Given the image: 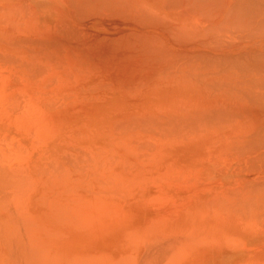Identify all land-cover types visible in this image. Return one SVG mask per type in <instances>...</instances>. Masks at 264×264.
<instances>
[{
    "label": "rangeland",
    "instance_id": "1",
    "mask_svg": "<svg viewBox=\"0 0 264 264\" xmlns=\"http://www.w3.org/2000/svg\"><path fill=\"white\" fill-rule=\"evenodd\" d=\"M25 2H26V4H24ZM15 3H16V5H15ZM81 6H83V5H81ZM81 6L79 7L76 4L74 5V0H0V31H3L2 33H4V31L6 33L13 32L14 36L16 37V38H12L11 36H4L5 38L2 39V42L0 40V56H1L0 57L1 58L0 59V81L5 80V82H6V83H1L0 85H2L3 87L5 85V89H7L4 93V95L6 96V99L2 102L3 106H5V107L1 106V104H0V106H1L0 108H4V110L8 109V111L10 110L12 112L13 111L20 112L19 110L22 109L21 107H23L22 110H25L24 106L27 104L26 102L28 100H30L31 102L34 103V105L41 107L42 111H43V113H41L40 112L41 109H39L38 107H37L38 109L35 107H33L32 109H29L31 107V102L29 101L30 104L28 102V104L25 106L26 110L23 112H26V111L27 112L29 111L28 113L34 112L36 115H34V113L30 114V115L25 113V115H22V118L25 119L24 121L26 122V124H25L26 129L25 130H29V131H31V133L34 131V133H37V134L34 135V133H33L31 135L32 137L25 135V138L22 140H20V135L11 134L10 137L12 139L14 138L13 140H11L10 137H9L10 139L6 138L8 140V144H10V142H11L10 145L7 144L6 139L0 140V142H2V143H0V145L2 147V148H0V154H2V156L4 154L3 157L6 156L7 160L14 158V159H12L13 161L10 160V162H6V161L0 162V175L3 174L2 173V171H3L5 173L3 175H5V176H3V175L2 176L7 178L9 176V174L11 173V171H14L15 175L13 174V172H12V175H14L15 178H17V181L18 180L21 181V185H18V187H16L17 186L16 183L17 184H19V183L15 181L16 180L15 178H14L15 183H13L12 182L13 176L10 175L12 177L7 179L6 184L3 185V190L8 189V187L9 188L12 187L13 191L15 192V195H14V192L12 191V189H8L7 191H4L5 195L2 193L3 190L1 189L2 192H0V196L3 199H4V197L5 198L8 197L6 200L5 199L4 200L7 201L9 199L7 201V203H10L11 205L23 206L24 205L23 204L24 199H26V197L31 193V190H32L31 186H33V184L32 185H29V184L35 183L34 182L35 180H33V177L35 175H44L45 181L49 183L47 185V187H45L43 189V191L47 192L49 187H52L58 193L61 189H63L64 191H67V188H70L69 187L70 181L68 179L64 178L63 173L66 172L65 175H76L77 178L79 176L80 177L82 176V178H84V177L88 178L87 175H89V174L98 175V173L95 169V165L97 166L98 162H100V164H101L102 157L100 154V158H99V156L97 154H98L99 150H103L106 152L105 159L107 158L109 160H114V159L120 160V163H118L119 165H117L118 169L115 171V173L116 172H123L122 174H116V176L114 178L111 177V179H108V182H109L108 186L109 187H111L112 189H115L119 192L122 191V192H120L121 194L128 196L131 193L134 194V193L140 192L141 189L146 184H152V186L149 188V191H148V194L150 193L148 195V198L152 197V198L156 199L157 202L155 201V204H152L154 211L152 210V211L146 212L147 215H145V216H147L149 219H152L154 221V223L152 225V229H154L155 231H159V229H157V226H155L156 224H159V225L162 224L163 226H167V224H165V223H167L168 220L173 218V216H176L177 212L178 213H180L182 211L184 212L187 209L192 210L193 207L197 211H202L204 209L210 210V211H214V210L223 211V213L228 214V219H230L231 215L233 214L232 217H236V219L239 218L242 221L250 220L251 213L249 210L246 211V212H248V214H250V215H248L247 213H245V210H246L247 206L251 207L253 205L249 204L250 201H249V203H247V202H248V199L251 200L250 198L253 197L252 199H254V197H256L255 196L256 192L253 191L255 188H253L252 190L250 189V187L252 188V186H250L251 185L250 182L252 181V183L255 186L257 184L263 183L264 180L262 179L263 178L262 176L264 175V171H263L264 170L263 169L264 164L259 163V164H256V166H255L254 164L248 163L249 162L248 158L250 156L246 155L245 157H243L242 151L239 152V149H237V148H238V145H241L240 143L242 141H247L249 138L251 139L252 136L250 137V135L251 134L253 135V133H255L254 128L257 126L258 120L264 119L263 118L264 114L263 113L261 114V111L264 112V109H263L264 103H263V105L260 104L261 102L257 103L258 102L257 100H253V98L248 97L249 95H247V94H244V93L242 94L240 90H239L240 91V93H239L240 95H239L238 89H241V88H239L241 86L237 85L235 83V80L231 77H233L232 75L235 73V69L237 68V67H235L236 65L235 66L233 65L234 60L236 61V54L239 52L237 49L238 48L243 49L245 47L250 46L252 43L251 42H249L250 44L247 43L245 38L252 39L253 36L249 33H247V35H246V33L241 34L242 31L239 30L240 29L239 27H236V26H235V28L231 27L233 24V22H231V21H228V23H226V24H228V29H225L227 26L223 23L224 25H222V24L221 25L224 27H222L220 25V27L218 29L216 28V29H214V31L211 32V30L210 31L208 30V29H210V28H208V27H210L208 25L210 23V20H212V18H210L211 16H207V17L205 16V18L200 17L198 25L196 27L198 30L201 28L200 31H203V32L205 31L204 35L202 32L199 31L200 35L197 37H199L198 39H200L199 40L200 42H193L191 40V41H188L190 43L185 44L184 41L186 40L185 42L187 43V39H188L187 36H185L186 39L185 38L183 39L181 36L176 37L177 36L176 32L173 33L174 34V36H173L172 32L170 33L169 31H167L165 29L161 30L162 28H159V26H156L154 24L153 25H145V26H149V27L144 28V29L141 27H136L139 25L137 23H135L132 19H128V16L126 17V15H124V13L120 14V13L116 12L115 10H112L109 7H106V6H100V7L99 6H90V7L89 6H83V7H81ZM77 7H78V9H77ZM116 13H118V14H116ZM170 18H172V17H170ZM1 20L4 22L1 23ZM9 20H10V22H9ZM7 23H9V24H7ZM12 23H14V24L16 23V26H13ZM229 24H231V25H229ZM153 26L154 27L156 26L158 29L154 28ZM211 26L213 27V25H211ZM58 27L60 29H62L63 32L59 33ZM65 27L69 31L65 30L66 31L65 32L64 31ZM151 27L154 29H152ZM196 28H194V29L197 30ZM132 30H133V33H131ZM136 30H140V31H136ZM72 31H73V33H72ZM163 31H165L166 33ZM207 31L211 32V33H207ZM74 32H75L76 36H74ZM139 32H142V33H139ZM20 33H26V34L30 33V35H28V37L26 38V36L20 35ZM130 33L131 34H136V33L137 34L138 33L144 34V33H146L147 35H143L142 36L143 38L140 35H138L139 37L137 36L138 37L137 38V37H135L136 35H131ZM149 33H151V34L148 35ZM217 33H219L221 36ZM79 34H81V35L79 36ZM216 34L218 36H220L222 38V40H223L222 36H224V39L227 38L226 39L227 41L223 42L224 41L223 40L222 42L218 43V40L221 38L218 37ZM125 35H127V36H125ZM205 35H207V36H205ZM214 35H215V37H214ZM244 35L245 36L251 35V36L245 37ZM155 36L157 38H154ZM40 37H41V40H40ZM54 37H55V41H54ZM56 37H59V38H56ZM104 37H106L107 39ZM117 37H118V39H117ZM134 37H135V39H137V42L135 40L134 41L138 44L133 43L132 42L133 40L131 41V38H134ZM151 37H153V38L151 39ZM203 37L208 39V40L205 39V41L207 40L206 41L207 43L213 39V41H215L217 43V46L218 47L221 46V48L223 46L226 47L229 45L228 46V54L227 53L226 54H220V57H221V55H222V57H224L225 55H228V62H226L225 59L221 60L223 58L220 59L219 56H218L219 60H217V57H216V61H215L220 66L225 65V63H228L230 70H231V68L234 69L233 72H231V73L228 72L229 73L228 74L229 75L228 76V82H229L228 92L225 90V87H226L225 85L220 86L221 90L223 92L219 89V87L217 88L216 86H212V85H211V87H207V86H205V87L195 86L194 87V86L188 85V83L185 81V79L187 78L186 74L190 75L191 73H186L187 69H184V71H186L185 72L186 74L184 73L183 70L180 71V73H177V72H179L180 68H182L181 64L189 63L191 60L190 58H188L189 52H187V49H188V51L190 50V52L194 50L192 47H198L199 50H201L200 47L198 46V43L199 44L200 43H206V42H204ZM216 37L218 39L217 41H216ZM234 37H236V38L238 37L239 40H242V42L244 40L246 42L240 43V41H237L238 38L235 39ZM6 38H8V39H6ZM21 38H24V39H21ZM28 38H31V39H28ZM74 38H75V40H74ZM103 38H104V40H103ZM110 38H111V41H110ZM162 38H163V40H162ZM177 38L184 40V41H182L183 46L179 45L178 42H180L181 40L178 41ZM232 38L235 39L233 41L234 43L231 41H228V40H231ZM16 39H17V43L19 41L18 39L23 40V41H21L22 46L20 44H15V45L11 44L10 45V43L7 44V42H6V41L13 42V41H16ZM112 39H113V41H112ZM190 39H188V40H190ZM29 40H32L33 42L30 43ZM145 40H152V41L154 40L155 42L154 41L153 42L152 41L146 42ZM174 40H176V42ZM195 40H197V39H194V41ZM40 41L41 42L45 41L46 43L45 42L44 43L46 45L43 42H42L43 44H41ZM47 41H48V44H47ZM53 41L54 42L57 41V43L54 44ZM138 41H141V42L139 43ZM61 42L63 45L61 44ZM131 42L133 43V49H132V45H131L132 43ZM144 42H145V44H148L149 46L151 45L154 48H152L150 46L151 51L147 50V49L139 48V45L141 43H144ZM195 43H197V44H195ZM230 43H232V46H230L231 45ZM71 44H74L75 46L71 45ZM115 44L117 46H115ZM128 44H130V46H128ZM189 44L192 45V47ZM222 44H224V45L222 46ZM5 45H7V47ZM41 45H43V46H41ZM58 45H60V46H58ZM134 45H136V46H134ZM200 45H202V44H200ZM234 45H235V47H234ZM16 46H17V48H16ZM31 46H33V48H34V50L32 52H30V50H27ZM61 46H62V48H61ZM118 46H119L120 50L117 49L119 51L116 52V49H114V53H113L112 48H117ZM142 46H143V44L140 47H142ZM43 47L44 48L46 47L47 50H44ZM58 47H60V48L58 49ZM52 48L53 49L55 48V49L53 50ZM137 48L139 50L140 49L141 50L139 51ZM41 49L44 50L43 56L41 54V52H42ZM128 49H129V51L124 52V50H128ZM183 49L186 52H183ZM37 50H40V52L38 51L37 53L38 54L40 53L41 55L34 53ZM48 50H50L51 52ZM170 50H171V53L168 52ZM231 50H233V51H231ZM46 51H48V53ZM159 51H160V53H159ZM180 51L185 53L187 56ZM3 52H7V54L3 53ZM136 52H137V54H136ZM175 52L176 53L179 52L178 54H180V53H182V54L181 55L177 54V56H176ZM9 53H11L12 55H15V56L14 57L10 56V59L8 61L7 57L9 58V56H6V55H9ZM33 53H34V55H33L34 57L40 56L42 58L38 57L36 59V57L35 58L32 57L31 54H33ZM214 53H212V57L215 58V56H217L219 53L218 52L217 53L214 52ZM3 54H4V56H6V58L2 57ZM46 55H50V57L52 55H54V56H52V58H50V57L46 58L47 57ZM137 56H138V58H137ZM151 56H152V58H150ZM161 56H163V57H161ZM11 57L14 59V62L7 63V62H10V60H13ZM17 57H19L18 58L19 60L17 59ZM104 57H105V59L107 57L108 58L105 60ZM126 57H127V61H125ZM160 57H161V59H160ZM2 58H5L4 59L5 61L4 60L2 61ZM53 58L56 61L52 63V61H54V60H52ZM163 58H165V62H164ZM197 58H196V60H197ZM170 59H171V61H170ZM201 59L203 60V58L200 55L199 60H201ZM6 60H7V62H6ZM36 60H38V62ZM40 60H42L41 64H40ZM46 60H47V62L50 61L51 63L50 62L47 63ZM158 60H160V61H158ZM168 60H169V62H168ZM35 61H36V63H35ZM231 61H233V62H231ZM159 62H162V63L160 64ZM170 62H172V63H170ZM203 62H202V64H203ZM205 62L206 63L209 62V63H207V65L209 64L212 66H214V64H216L211 59L209 61L207 59V60H205ZM3 63H5V64H3ZM25 63H28V64H25ZM166 63H168L167 64L168 66L164 67L166 69L168 68L167 74L164 71L166 77L161 75V76H157L158 78H156V76H154L153 74L155 73V71L157 69L161 68L159 65L165 66ZM14 64H15V66H14ZM29 64H34V66H35V64L37 66H38V64H40V66L43 64L39 70H43V73H44V70L46 71L45 72L46 74L44 73V75L41 76L42 78H40V76L35 75V72H34L35 69L33 71V74L30 73L31 75H33L32 79H34V77H35V78L43 80V83H41L40 87H39V85L34 86V90H31L32 86L30 85V82L27 81L26 83H24L22 81V80L28 79V76L26 75V68H27L26 66L27 65L29 66ZM114 64H115V66H114ZM176 64H178L179 66ZM47 65H49V66H47ZM204 65H206V64H204ZM23 66H24V68H23ZM231 66H233V67H231ZM42 67H46L48 69H45ZM164 68H163V70H165ZM169 69H171V70H169ZM85 70H88V71H85ZM198 70H199V68H198ZM230 70H228V71H230ZM64 71H67V72L64 73ZM78 72H80V73H78ZM83 72H84V74H83ZM169 72H171V73L169 74ZM189 72H190V70H189ZM68 73L69 74L72 73V74L69 75ZM173 73H174V75H173ZM2 74H3V76H2ZM48 74H50V75L48 76ZM162 74L164 75V73H162ZM149 75L155 77V80L153 78L151 79V77H149ZM158 75H160V73H158ZM177 75L181 79L179 78V80H177L178 79V78H176ZM69 76L72 79H70ZM184 76L186 78H184ZM161 77H162L163 81L161 80ZM137 78H138V81L135 82V80ZM51 79H53V80H51ZM57 79L60 81H58ZM49 80H51V81H49ZM117 80H118V82H121V84L118 83ZM9 83H10L11 87L9 86ZM21 83L23 86V90H22ZM48 83H51V84L48 85ZM100 83L103 85H101ZM12 84L13 85L15 84L14 89H13ZM18 84L20 86L16 87V85H18ZM45 84H47V86ZM93 84H95V85H93ZM97 84H100V85L97 86ZM131 84H132V86H131ZM230 85H231V87H229ZM234 86H236V88H237V89L234 88L235 91L232 90L233 89L232 87H234ZM8 87H10L12 89L8 90ZM190 87H192V88L190 89ZM193 88L196 91L192 90ZM209 88H210V90H213L214 88H216L218 92L221 91L222 93L221 92L218 93L216 90H215L216 92H214V91L212 92L209 90ZM92 90H94V91H92ZM197 90H199L200 92ZM236 90H237V92H236ZM21 91H23V93L28 92V94H29V95L26 94L27 95L26 96L27 97L26 102L24 101V99H22L24 95L21 94L22 93ZM35 91L39 92V94L38 93L36 94ZM48 92L50 95L47 94ZM185 92H186V94H185ZM189 92H191V94H189ZM195 92H198V93L196 94ZM212 93H216L217 95L216 94L213 95ZM226 93H228V94H226ZM0 94L3 95V92H1ZM192 94H194V95H192ZM219 94L222 96H220ZM20 95L22 98L20 97ZM95 95H97V96L95 97ZM243 95H244V97H243ZM238 96L241 99H238ZM26 97L24 96L25 99H26ZM200 97H202V98H200ZM89 98H91V99H89ZM52 100L56 101V102H52ZM210 100L212 102L213 101L217 102V103L214 102L216 104L213 103V105H215V106H217L218 103H219L218 106L219 105H221V106L223 105V107L225 106L224 109H227V111H229L228 113L230 115L231 114H233V115H231L232 116L231 117L228 114V119H227L226 118L227 115L225 114L224 123L222 122L220 124V126L216 127L219 130V131H215V133L217 134L216 138L223 140L224 142L223 141L220 142L219 140L216 139V142L218 143L217 144L215 141H213V140L211 141L210 139H208L210 142L207 140V141H203L201 143V148H203V149L205 148L204 150L203 149L197 150V149L190 148V152L186 151L187 153L184 155V154H182V152L180 153V150L178 149V147H175L176 141L174 140L173 136L162 137L163 135L162 136L158 135L157 138H153L151 133H149V131L147 130V126L146 127L144 126V123L146 124V121L148 119H150L149 122L151 121L150 116L155 117V118H152L153 122L155 121L154 119L157 120V118H158L157 126L158 125H162V126L166 125V127H171L170 129H172V130L180 129V127H181L180 130H182L183 125H184V128H186V127L189 128V126H187V125H191V124L192 125L197 124L196 126H198L199 122H204L206 119H204V118L198 119L197 117H194V114H193V117L190 116L192 111H193V108H196V109L199 108L198 110L203 112V109L208 104H211ZM46 102H47V104H44ZM50 102L53 104V105L50 104L51 107L48 104ZM250 102L253 103V105ZM4 103H6V104L4 105ZM38 103H39V105H38ZM56 103H58V104H56ZM61 103L62 104L65 103L64 106ZM194 103H195V105H194ZM7 104L9 105L10 109L9 108L6 109V107H8ZM59 104H60V106H57ZM201 104H203V105H201ZM196 105H199V106L196 107ZM258 105H261L260 108ZM61 106H63V107L68 106V108H69L68 111L73 112V113H77V115H75V118H77L79 120L77 121L74 118L72 120L73 121L72 125L67 130V134L70 137L75 136L76 139L74 140V139L70 138L69 136H67L64 139L66 143L64 144V142H63L62 145L58 146L57 144L59 141L56 142L57 139H55V142H51L52 140H50V141L48 140V136L46 135V133L42 134V132L41 131L39 132V130H38V132H36V128H35V125L33 123H34V121H37V122L40 121L43 123V122H48L49 120H54L55 122H57L58 120H55L56 119L55 114L57 113L55 110L57 107L61 108ZM48 107L52 108V109L49 110ZM207 107H209V106H207ZM53 108H55V109H53ZM257 108L258 109L262 108L263 110L261 109L260 112H257V111H259V110H257ZM224 109H222V110H224ZM4 110L0 109V112L2 113V112H4ZM246 111L249 112L250 115L247 114ZM233 112H235V113H233ZM224 113H225V111H224ZM244 113H246L247 115H245ZM109 114H111L112 116H110ZM171 114H173V115L171 116ZM234 114L235 115L237 114V116H235ZM31 115H33V117H31ZM175 115L177 116V119L180 118L181 116L184 118V119L181 118V119H179L180 121L178 120V122H176V123H178V126L180 125L179 128H177L178 126L175 123L176 118H174V121L172 120V118L175 117ZM238 115H240V116H238ZM139 116H140V119L138 118ZM170 116H171V118H170ZM250 116L252 117V119L255 118L253 120H256V118H258V119L256 121L251 122L252 119L250 118ZM256 116H258V117H256ZM261 116H263V117H261ZM91 117H94V122L91 124L89 123L90 128L89 127L86 128V127L82 126L81 123H84L87 119H89ZM103 117H104V119H103ZM134 117L137 118L136 120H138V122H136V120L135 121L133 120ZM143 117H145V118H143ZM230 117H231V121L235 117L232 122H228V121H230ZM236 117H238L240 119H237ZM242 117H243V119H242ZM248 117H249V119L246 120ZM37 118H39V120ZM142 118L144 120L146 119V121L141 122V125L143 124V126H141V128L140 127L139 128L134 127L135 125L137 126V123H139ZM31 119H33L34 121ZM127 119L129 121L132 120L135 123L130 122L128 124L129 121ZM170 119L175 124H172ZM119 120H121L122 122L125 121L126 123L123 122V124H121L122 122H120ZM249 120H250V122H248ZM110 121H111V123H110ZM181 121H183V123H181ZM195 121H196V123H195ZM227 122H228V124L226 125ZM234 122H236V123H234ZM179 123H181V124H179ZM261 123H259V124H261ZM120 124H121L122 130L119 131V129H118L119 127H117V125H120ZM130 124H133L134 125L133 128L134 129L136 128V129L132 130V128H131L132 126ZM254 124L256 126H254ZM122 125H123V127H122ZM154 125L156 126V122H154ZM173 125H175V126H173ZM243 125H244V127H242ZM79 126L81 128H78ZM91 126L94 128H92ZM101 126H102V129H101ZM148 126L151 127L150 125H148ZM152 126H153V124H152ZM23 127L21 129L22 132L24 131ZM115 127H117L116 130H118L119 133H121V131H122V134L118 135V132L115 130ZM201 127L203 128V131H202V128L200 129V131H201V133H203L205 130L204 128H206L208 126L205 125V126H201ZM97 128H98V130H97ZM107 129L109 131H106ZM154 130L155 129H153L152 131H154ZM92 131H94V133ZM246 131H250V132L246 133ZM83 132H85L86 136H84ZM211 132H208V133L210 134ZM106 133L108 135H110L111 137L109 136L107 138L108 135ZM222 133L225 136V139H224V136H221ZM156 134H158V133H156ZM226 134L228 135L229 138L226 136ZM239 135H243L242 136L243 138ZM119 136H121V137H119ZM218 136H219V138H218ZM247 137H249V138L247 139ZM120 138H124V139L126 138V139L123 140ZM15 139H17V140H15ZM39 139H42V141L44 143H41L40 142L41 140H39ZM114 139H115V141H113ZM36 140H39V143L37 142V144H36ZM85 141H87V142H85ZM108 141H110L111 143ZM227 141H228V143H226ZM214 143H215V145H217V147H214L215 146V145H213ZM2 144L5 145L4 147L6 150L3 149L4 147ZM103 144H105V145H103ZM38 145H40V146H38ZM8 146H10V149H9L10 151L8 150V148H9ZM66 146L67 147L69 146V147L67 148ZM70 146L79 147L81 149L78 148L79 150L78 149L76 150V148L74 149V147L71 148ZM105 146H107V147H105ZM169 146H171V147H169ZM233 146H235V147H233ZM170 148L171 149L173 148V150H171ZM214 149H215V151H214ZM224 149H226L227 151H225ZM46 150H49L48 151L49 153L45 154ZM65 150H66V152H65ZM108 151H109V153H108ZM32 152H35L33 157L31 155ZM70 152H72V154H71L72 156L74 153H75V156H77L76 154L79 153V155H78V156H80L79 158L81 159V156H84L85 158L82 157V159H86L88 162L84 161L82 163L81 162L82 159L79 160L77 158L78 156L77 157L73 156V158H70V157H72L70 155ZM206 152H208L209 154ZM212 152H214V153H212ZM233 152H235V153L233 154ZM165 153H167L168 155L163 156ZM172 153H177V155H174ZM58 154H59V156H58ZM61 154L67 155L69 160H65V162H64L63 161L64 157H65L64 156L63 160H62L63 162L61 161L62 163H59V161L62 159V157H61V159H59L58 157H60ZM68 154L70 155V157ZM169 154H172L175 156V158L177 159V163L179 165L182 164V166L185 167V169H184L185 171L183 169H181L182 172H180L178 174L176 173V169H178L176 167V164H177L176 160L174 157L170 156ZM216 154H217V156H220V157H217ZM115 155H116V157H115ZM208 155H210V156H208ZM2 156H1V158H3ZM22 156H24V159H22L23 158ZM25 156H27V157H25ZM48 158H49V160H52V161L54 160L55 163L57 162L55 164L56 166L60 165V164L64 165L66 167V170L64 171L62 168L63 166L60 167L61 166L60 165L59 167L57 166V168H60V169L62 168L61 170H63L62 171L63 173L61 172L60 174H58L57 172L59 169L57 171H55L57 174L54 172V169L52 170L53 171L52 172L51 171L52 166H50V165L53 164V162L51 163L50 161H48ZM75 158L78 159L82 164H85V165L83 166L81 163H78L79 161L77 163H75L76 166L79 164L78 168L77 167L75 168L73 165H69L70 162H71V164L74 163L73 161L75 160ZM215 158H217L216 161H214ZM239 158H241V159H239ZM46 159H47V162L49 164L43 163V160L46 162ZM65 159H67V158H65ZM70 159H74V160L70 161ZM209 159H210V161H209ZM3 160H4V158H3ZM5 160H6V158H5ZM41 161H42V163H41ZM66 161L68 164L66 163ZM38 162L41 163L42 165L40 164L41 165L40 166ZM63 163H65V164H63ZM6 164H10L9 165L10 167H8V166L6 167ZM86 164L91 166L92 169L91 168L87 169L88 166ZM249 164H250V166H249ZM29 165H31L32 167L31 166L29 167ZM152 165L158 167L157 168L158 170L154 171L151 174L145 173L147 167H150ZM246 165H248V166H246ZM42 166L49 168L48 170L50 173H48L46 171L47 169L42 167ZM56 166H55V168H56ZM82 166L83 167L86 166L85 168L87 170L84 169V171H83V169L81 168ZM124 166H126V167L129 166V168H126ZM130 166H132V167H130ZM135 166H138L139 168H141V171H142L141 175L136 174ZM182 166H181V168H182ZM251 166L253 167V169ZM36 167H38V169L40 168L41 171L37 170ZM7 168H10V170H11L8 173L5 172V171L9 170ZM23 168H24L23 171H26L25 173H27V176L25 173H21L22 172L21 169H23ZM31 168H33L34 170ZM52 168H54V166ZM74 168L76 170L75 172L73 170H70V169H74ZM79 168H81V169L79 170ZM249 168H251L252 173H250L251 170ZM28 169H29V171H28ZM44 171H46L49 176H47V174H45ZM246 171H249V172H246ZM31 172H34V173L31 174ZM40 172H42V173H40ZM28 173H30L31 175H29ZM115 173H113V174L108 173L106 175H115ZM20 175H23L24 178H21L23 176L20 177ZM58 176H61V177H58ZM54 177H57V178H54ZM118 177H120L119 180H118ZM48 178H49V180H48ZM24 179H26L27 182H25L26 180H24ZM62 180H64V181H62ZM52 181H54V182H52ZM87 181H88V179H87ZM63 182H65V183H63ZM62 184H64V185H62ZM6 185H7V187H6ZM14 187H16L18 190L15 191ZM231 188H232V190H231ZM139 189H140V191H139ZM9 190L12 192H9ZM22 190H24L23 191L24 195L22 193ZM20 191H21L22 195L20 194ZM6 192L9 193V196H7L8 193L6 194ZM16 192H17V194H16ZM152 193H154V194H152ZM18 194L20 195L21 198L19 197ZM170 194H172V195H170ZM253 194H255V195H253ZM16 195H18L19 198ZM241 196L244 199V201H242L243 199L241 198ZM260 197L263 199L264 196H260ZM175 198H176V200H175ZM216 198H217V201H216ZM238 198H241V199H238ZM237 199H238V201H236ZM239 201L240 202L246 201V203H244L245 204L244 205L243 203H240ZM237 202H239L240 204L238 203V205H237ZM188 203H191L192 206L190 205L189 207H186L185 205H187ZM206 203H208V204H206ZM231 203H232V205H231ZM234 205H235V207H234ZM250 207H248L247 209H249ZM240 212H242V214H240ZM246 214L248 216H247V218H244V216L246 217ZM158 217H162V218H158ZM156 218H158V219L156 220ZM135 226L136 227H142L143 222L139 221L136 223ZM156 233H157V235H159L162 232H156ZM141 238H143V237H141ZM151 239L152 238L150 237V239L147 242L148 247L151 245V243L149 245V242H151ZM146 240L147 239H144V241H146ZM145 250L146 249H144V251ZM212 257H214V255H212ZM216 260H218V259H215V261Z\"/></svg>",
    "mask_w": 264,
    "mask_h": 264
},
{
    "label": "bare ground",
    "instance_id": "2",
    "mask_svg": "<svg viewBox=\"0 0 264 264\" xmlns=\"http://www.w3.org/2000/svg\"><path fill=\"white\" fill-rule=\"evenodd\" d=\"M24 4H26V2ZM75 4L79 7L81 5L89 6V7L90 6H99V7L100 6H106V7L111 8L112 10H115L116 12H118L120 14L124 13V15H126V17L128 16V19H132L135 23H137L139 25L136 27H141L144 29V28L149 27V26H145V25H153L154 24L156 26H159V28H162L161 30L165 29V30L169 31L170 33L172 32V34L174 32H176L177 33L176 37L181 36L183 39L184 38L186 39L185 36H187L188 39L191 38L190 40L187 39V43L185 42L186 40L185 41L181 40L180 39L181 37L177 38L178 41L181 40L180 42H178L180 46L181 45L183 46L182 41H184L185 44L190 43L188 41H191V40L193 42H200L199 41L200 39H198L199 37H197V36L200 35V32H202L203 35L205 33V31L204 32L200 31L201 28L199 30L196 28L198 25L200 17L205 18V16L206 17L211 16L210 18H212V20H210V23L208 25V26H210V27H208V28H210L208 30L209 31L211 30V32L214 31V29H216V28L218 29L221 24L222 25L225 24L227 26V27L225 26L226 27L225 29H228V24H226V23H228V21L233 22L231 27H233V28H235V26L239 27L240 28L239 30L242 31L241 34L246 33V35H247V33H249L253 36V38L252 39L245 38L247 43H249V42L252 43L250 46L245 47L243 49H241V48L237 49L239 52L236 54V61L235 60H234V62L231 61V62H233L234 66L236 65L235 67H237V68L235 69V73L234 74L232 73L233 77H231V78H233L235 80V83L237 85L241 86V87H239L241 89H238V94L241 91L242 94L244 93V94L249 95L248 97H250V98L252 97L253 100L258 101L257 103L261 102L260 104L263 105V103H264V0H74V5ZM15 5H16V3H15ZM83 6H81V7H83ZM77 9H78V7H77ZM118 13H116V14H118ZM170 17H172V18H170ZM2 20H1V23L4 22ZM9 22H10V20H9ZM7 24H9V23H7ZM12 25L16 26V23L15 24L12 23ZM211 25H213V27ZM229 25H231V24H229ZM156 26L155 27L153 26V27L157 28ZM222 27H224V26H222ZM154 28H152V29H154ZM194 28H196L197 30H195ZM65 30L67 31L68 29H66V27H65L64 31ZM140 30H136V31H140ZM2 32L3 31H0L1 42H2V39L5 38L4 36H11L12 38H16L14 36L13 32H8V31H7L8 33H6L5 31H4V33H2ZM60 32H63V31H62V29L59 28V33ZM163 32H165V31H163ZM211 32L207 31V33H211ZM72 33H73V31H72ZM131 33H133V30L131 31ZM139 33H142V32H139ZM139 33L138 34L137 33L131 34V35H136L135 37H137L138 35H140L141 37L143 35H147L146 33H144V34H139ZM150 34L151 33H149L148 35H150ZM217 34H219V33H217ZM20 35L26 36V38H27L28 35H30V33H27V34L26 33H20ZM80 35L81 34H79V36ZM207 35H205V36H207ZM251 35H249V36H251ZM74 36H76L75 32H74ZM125 36H127V35H125ZM173 36H174V34H173ZM220 36H218V37H220ZM249 36H245V37H249ZM135 37L131 38V41L133 40L132 41L133 43L138 44V43H136L137 39H135ZM214 37H215V35H214ZM222 37H223L224 41L222 40L221 37H220L221 39H219V40L216 37V41L218 40V43L222 42V41L226 42L227 38L224 39V36H222ZM56 38H59V37H56ZM104 38H106V37H104ZM104 38H103V40H104ZM111 38H110V41H111ZM152 38L153 37H151V39ZM154 38H157V37L155 36ZM234 38L237 39L238 37L237 38L234 37ZM6 39H8V38H6ZM21 39H24V38H21ZM21 39H18L19 40L18 43H17V39H16V41H13V42H9V41H6V42H7V44L10 43V45L11 44H14V45L20 44L22 46L21 41H23V40H21ZM28 39H31V38H28ZM117 39H118V37H117ZM194 39H197V40L194 41ZM205 39H207V38H204V42H206L208 40L207 39L205 41ZM232 39L228 40V41L233 42L235 40V39H233V40ZM40 40H41V37H40ZM74 40H75V38H74ZM162 40H163V38H162ZM245 40L242 42V40H239V38H238L237 41H240V43L241 42L245 43L246 42ZM54 41H55V37H54ZM112 41H113V39H112ZM145 41L148 42V41H152V40H145ZM174 41L176 42V40H174ZM29 42L31 43L33 41L29 40ZM42 42H41V44H43L45 41L43 43ZM138 42L140 43L141 41H138ZM55 43H57V41L54 42V44ZM133 43L131 44L132 49H133ZM215 43L216 42L213 41V39L211 41H209L208 43L207 42L206 43H200L202 45H200L198 43V46L200 47L201 50H199L198 47H192V45L189 44L194 49L191 52H190V50L188 51V49H187V52H189V54L187 53L188 58H190L191 60L189 63L181 64L182 68H180L179 72H177V73H180V71H182V70L184 71V69H187V72L184 71V73L185 72L191 73L190 75L185 73L187 75V78L184 76V78L187 79V80L185 79V81L188 83V85H191L194 87L195 86H197V87H205V86L211 87V85H212V86H216L217 88L219 87L220 90H221L220 86L225 85L226 86L225 90L228 92V84H229V82H228V76H229L228 74L229 73L228 72L231 73V72H233L234 69L231 68V70H232L231 71L230 67L228 66V63H225V65L220 66L215 61H216V57H217V60H219L218 59V56H219L220 59L223 58L221 60L225 59L226 62H228V55H225L224 57H222V55H221V57H220V54H226V53L228 54V46L229 45L225 47V46H223L224 44H222L223 47L221 48V46L218 47L217 43L216 44ZM47 44H48V41H47ZM61 44H62V42H61ZM116 44H115V46H117ZM142 44H143V46L140 47ZM195 44H197V43H195ZM230 44H231L230 46H232V43H230ZM71 45H74V44H71ZM5 46L7 47V45H5ZM41 46H43V45H41ZM58 46H60V45H58ZM128 46H130V44H128ZM134 46H136V45H134ZM148 46L149 45L145 44V42H144V43H141L139 45V48L150 50L151 45L149 47ZM234 47H235V45H234ZM16 48H17V46H16ZM29 48L27 50H30V52H32L34 50L33 46H31ZM59 48L60 47H58V49ZM61 48H62V46H61ZM152 48H154V47H152ZM114 49H116V52L120 50L119 46L117 48H112L113 53H114ZM117 49H119V50H117ZM44 50H47L46 47L44 48ZM44 50H42V52H41L42 56L44 55L43 54ZM38 51L40 52V50H37L34 53H37ZM48 51H50V50H48ZM48 51H46V52L48 53ZM125 51H129V49L124 50V52ZM231 51H233V50H231ZM168 52L171 53V50ZM180 52H182V51H180ZM183 52H186V51L183 49ZM214 52L219 53L217 56L214 55L215 58L212 57V53H214ZM3 53L7 54V52H3ZM34 53L31 54L32 57H34L33 56ZM159 53H160V51H159ZM178 53L179 52H177V53L175 52L176 56ZM182 53H180L178 55H181ZM136 54H137V52H136ZM183 54H185V53H183ZM50 55H46L47 57L46 56L45 57L49 58ZM200 55L203 58V60L202 59L199 60ZM6 56H9V58L7 57L8 61H9L10 56L14 57L15 55H12L11 53H9V55H6ZM6 56H4V54L2 55V57H5V58H6ZM52 56H54V55H52ZM52 56L50 58H52ZM35 57H36V59L38 57L42 58L40 56H38V57L35 56ZM105 57H104V59H105ZM161 57H163V56H161ZM161 57H160V59H161ZM208 57L212 61H214L217 65L216 64H214V66L209 65V64L207 65V63H209V62L206 63L205 60L208 59V61H209L210 59ZM5 58H2V61ZM18 58L19 57H17V59ZM137 58H138V56H137ZM150 58H152V56ZM165 58H163L164 62H165ZM196 58L199 62L196 60ZM52 60H54V58ZM36 61L38 62V60H36ZM36 61H35V63H36ZM55 61L56 60L52 61V63ZM125 61H127V57H126ZM158 61H160V60H158ZM170 61H171V59H170ZM6 62H7V60H6ZM11 62H14V59L10 60V62H7V63H11ZM41 62H42V60H40V64H41ZM46 62H47V60H46ZM48 62H50V61H48ZM168 62H169V60H168ZM202 62H203V64H202ZM5 63H3V64H5ZM159 63L161 64L162 62H159ZM170 63H172V62H170ZM25 64H28V63H25ZM40 64H38V66L36 64H35V66H34V64H29V66L28 65L26 66L27 67L26 68V75L28 76V79L22 80V81L24 83H26L27 81L30 82V85L32 86L31 90H34V86L39 85V87H40L41 83H43L42 79H38L35 77H34V79H32L33 75H31V74H33V71L35 69V71H34L35 75L40 76V78H42L41 76L44 75V73L46 71L44 70V73H43V70H39L40 67L43 65L42 64L40 66ZM167 64L168 63H166L165 66L159 65L161 68L157 69L155 71V73L154 74L152 73V74L154 76H156V78H158L157 76H161V75L165 76V72H166V74L168 73V68L167 69L164 68V67L168 66ZM204 64H206V65H204ZM176 65H178V64H176ZM14 66H15V64H14ZM47 66H49V65H47ZM114 66H115V64H114ZM231 67H233V66H231ZM23 68H24V66H23ZM42 68L48 69L46 67H42ZM163 68L165 70H163ZM198 68H199V70H198ZM169 70H171V69H169ZM189 70H190V72H189ZM228 70H230V71H228ZM85 71H88V70H85ZM65 72H67V71H64V73ZM78 73H80V72H78ZM158 73H160V75H158ZM162 73H164V75ZM170 73L171 72H169V74ZM71 74H69V75H71ZM83 74H84V72H83ZM49 75L50 74H48V76ZM173 75H174V73H173ZM2 76H3V74H2ZM177 76H176V78H178L177 80H179L180 77L179 76L177 77ZM149 77H151V79L153 78L155 80V77L150 76V75H149ZM69 78H70V76H69ZM70 79H72V78H70ZM51 80H53V79H51ZM51 80H49V81H51ZM161 80H162V77H161ZM58 81H60V80H58ZM136 81H138V78L135 80V82ZM117 82H118V80H117ZM1 83H6V82H5V80H1L0 84ZM118 83L121 84V82H118ZM50 84L51 83H48V85H50ZM100 84H97V86ZM14 85H13V89L15 87ZM45 85L47 86V84H45ZM93 85H95V84H93ZM101 85H103V84H101ZM9 86L11 87L10 83H9ZM17 86H20V85L18 84V85H16V87ZM21 86H22V83H21ZM131 86H132V84H131ZM236 86L232 87L233 89L232 88L231 89L235 91V89H237ZM10 87H8V90L12 89ZM229 87H231V85ZM191 88L192 87H190V89ZM6 90L7 89H5V85H4V87L2 85H0V93L3 92V95L0 94L1 106H3L2 102L6 99V96L4 95ZM22 90H23V86H22ZM192 90H195V89L193 88ZM209 90H210V88H209ZM215 90L217 91L216 88H214L213 90H210V91L216 92ZM92 91H94V90H92ZM197 91H199V90H197ZM221 91H219V92L217 91V92L220 93ZM21 92H22L21 94L24 95L25 97L27 95H29L28 92L27 93H25V92L23 93V91H21ZM236 92H237V90H236ZM37 93L39 94V92H36V94ZM195 93L197 94L198 92H195ZM47 94H49V92ZM185 94H186V92H185ZM189 94H191V92H189ZM212 94L214 95L216 93H212ZM226 94H228V93H226ZM192 95H194V94H192ZM24 96L22 98L20 95V97L22 99H24V101L26 102L27 97L25 99ZM96 96L97 95H95V97ZM220 96H222V95H220ZM243 97H244V95H243ZM200 98H202V97H200ZM89 99H91V98H89ZM238 99H241V98H239V96H238ZM29 101L30 100H28L26 103L28 104ZM30 102H29V104H30ZM52 102H56V101L52 100ZM210 102H211V104L207 105L209 107L206 106L203 109V112L198 110L199 108H197V109L193 108V111L191 110L192 113L190 116L193 117V114H194V117H197L198 119H202V118L206 119L204 122H199L198 126H196L197 124H193V125L191 124V125H187V126H189V128L188 127L184 128V125H183L182 130H180L181 127H180V125L178 126V123H176V122H178V120L183 118V117L181 116L180 118L177 119L176 115H175V117L172 118V120L174 121V118H176L175 123L178 126V127L177 126L176 127L177 128L180 127V129L176 128L177 130H172V129H170L171 127H166V125L165 126H162V125L157 126L158 118H157V120L154 119L155 120L154 122H156V126H155L154 122L152 121L153 120L152 118H155V117H152V116H150L151 117L150 122H149L150 119H148L146 121V119L145 120L143 119L145 117H143L140 120V122L137 123V126L136 125L134 126L133 124H130V125L132 126L131 128L133 130L134 129L133 126L136 128H139V127L141 128V126H143V124L141 125V122L146 121V124L144 123V126L145 127L147 126V130L149 131V133H151L153 138H157L158 135H160V136L163 135L162 137L173 136L174 140L176 141L175 147H178V149L180 150V153L182 152V154L185 155L187 152H190V148L197 149V150L203 149V148H201V143L203 141H207L208 139H210L211 141L213 140L216 142L217 134L215 133V131H219L216 127L220 126V124L222 122L224 123L225 114L227 115L226 118L228 119V114H229L228 112L229 111H227V109H224L225 106L224 107H223V105L218 106L219 103L217 104V106H215V105H213V103L216 101L212 102L210 100ZM216 103H214V104H216ZM5 104L6 103H4V105ZM44 104H47V102ZM48 104L51 107L50 104H52V103L50 102ZM56 104H58V103H56ZM64 104H62V105L64 106ZM251 104L253 105V103H251ZM38 105H39V103H38ZM194 105H195V103H194ZM201 105H203V104H201ZM25 106H24V108L26 110ZM57 106H60V104ZM63 106H61V108L57 107L55 110L57 112L55 114V116H56L55 120H58L57 122H55L54 120H49L48 122L42 123L40 121L37 122V121H34L33 119H31L34 121L33 124L35 125L36 132H38V130H39V132L41 131L42 134L46 133V135L48 136V140L49 141L52 140L51 142H55V139H57L56 142L59 141L58 144L56 143L58 146L62 145L63 142H64V144L66 143L64 139L67 136H69L67 134V130L72 125V122H73L72 120L75 118V115H77V113H73V112L68 111L69 110L68 106H65V107H63ZM197 106H199V105H196V107ZM258 106L260 108L261 105H258ZM3 107H5V106H3ZM33 107L37 108L38 106L34 105V103L31 102V107L29 109H32ZM220 107L224 110H222ZM7 108H9V105H8V107H6V109ZM21 108L23 109V107H21ZM38 108L41 109V111L40 110L39 111L41 113H43L42 108L41 107H38ZM0 109L4 110V108H0ZM22 109L19 110L20 112H16V111L12 112L10 110L8 111V109L4 110L5 113L0 112V140L6 139V138L8 139L11 134L20 135V140L24 139L25 135L32 137L31 135L34 133V131L31 133V131L25 130L26 129V127H25L26 122L24 121L25 119L22 118V115H25V113L30 115V114H33L34 112L33 113H28L29 111L23 112L25 110H22ZM50 109H52V108H49V110ZM53 109H55V108H53ZM261 109L257 108V110H259L257 112H260ZM224 111H225V113H224ZM233 113H235V112H233ZM262 113L264 114V112L261 111V114ZM244 114L247 115V114H249V112H247V114L246 113H244ZM34 115H36V114L34 113ZM109 115L112 116L111 114H109ZM172 115L173 114H171V116ZM231 115H233V114H231ZM240 115H238V116H240ZM171 116H170V118H171ZM235 116H237V114ZM31 117H33V115H31ZM231 117H230V121H228V122H232L235 118L234 117L233 120L231 121ZM243 117H242V119H243ZM256 117H258V116H256ZM261 117H263V116H261ZM138 118L140 119V116ZM236 118L240 119L238 117H236ZM250 118L252 119L251 116H250ZM37 119L39 120V118H37ZM75 119L77 121L79 120L77 118H75ZM103 119H104V117H103ZM136 119L137 118L134 117L133 120L135 121ZM248 119H249V117L246 120H248ZM253 119H255V118H253ZM253 119L251 120V122L256 121L258 118H256V120H253ZM172 120L170 119L171 123L175 124V123H173ZM119 121L122 122L121 120H119ZM93 122H94V117H91V118L87 119L84 123H81V124H82V126H84L86 128L87 127L90 128V124ZM123 122L126 123L125 121H123ZM123 122L121 124H123ZM130 122H133V121L130 120L128 122V124ZM136 122H138V120H136ZM228 122L226 123V125L228 124ZM248 122H250V120ZM110 123H111V121H110ZM133 123H135V122H133ZM181 123H183V121H181ZM181 123H179V124H181ZM195 123H196V121H195ZM234 123H236V122H234ZM259 123H261V124H259ZM121 124L117 125V127H119L118 128L119 131L122 130ZM152 124H153V126H152ZM148 125H150L151 127H149ZM205 125H207L208 127L204 128L205 129L204 132L201 133V131H200V129L202 128L201 126H205ZM173 126H175V125H173ZM254 126H256V125L254 124ZM22 127L24 128V131H23L24 133L21 131ZM117 127H115V130ZM122 127H123V125H122ZM242 127H244V125ZM78 128H81V127L79 126ZM92 128H94V127H92ZM101 129H102V126H101ZM153 129H155V130L152 131ZM254 129H255V133H253V135L252 134L250 135V137L252 136L251 139L249 137H247V139L248 138L249 139L247 141H242L240 143L241 145H238L237 149H239V152L242 151L243 157H245L246 155L250 156L248 158L249 162L248 161L247 162L254 164L256 166V164H259V163L264 164V119L258 120L257 126ZM97 130H98V128H97ZM106 131H109V130L107 129ZM116 131L118 132V130H116ZM202 131H203V128H202ZM92 132L94 133V131H92ZM208 132H211L212 134L211 133L209 134ZM247 132H250V131H246V133ZM156 133H158V134H156ZM35 134H37V133H34V135ZM83 134H84V136H86L85 132H83ZM119 134H122V131H121V133L118 132V135ZM109 136L110 135H108L107 138ZM221 136H224L223 133ZM226 136L228 137L227 134H226ZM239 136L242 137L243 135H239ZM119 137H121V136H119ZM70 138H72L74 140L76 139L75 136L70 137ZM218 138H219V136H218ZM7 139H6V141L8 144ZM13 139L11 138V140H13ZM120 139L125 140L126 138L125 139L120 138ZM224 139H225V136H224ZM15 140H17V139H15ZM39 140H41L40 141L41 143H44L42 141V139H39ZM39 140H36V144H37V142L39 143ZM217 140H219L220 142L223 141L220 139H217ZM87 141H85V142H87ZM113 141H115V139ZM108 142H110V141H108ZM0 143H2V142H0ZM226 143H228V141ZM10 144H11V142H10ZM10 144H8V145H10ZM103 145H105V144H103ZM213 145H215V143ZM4 146L5 145H3V147ZM38 146H40V145H38ZM8 147H9L8 148V150H9L10 146H8ZM70 147L73 148L74 146H70ZM105 147H107V146H105ZM169 147H171V146H169ZM214 147H217V145H215ZM233 147H235V146H233ZM0 148H2L1 145H0ZM75 148L77 150L79 147H74V149ZM3 149H5V147ZM79 149H81V148H79ZM171 150H173V148ZM224 150L227 151L226 149H224ZM46 151H45V154L49 153L48 152L49 150H46ZM214 151H215V149H214ZM65 152H66V150H65ZM108 153H109V151H108ZM206 153H208V152H206ZM212 153H214V152H212ZM234 153L235 152H233V154ZM34 154H35V152L31 153L32 157ZM71 154H72V152H70V155ZM100 154L102 157L101 164H100V162H98L97 166L95 165V169H96L98 175L89 174V175H87L88 178H85V177L82 178V176L81 177L79 176L77 178L76 175H65L66 172L63 173L62 171L63 170L65 171L66 167L62 164H60L61 166L57 165L58 167L63 166L62 167L63 170H61L62 168L61 169L57 168V166L55 165L57 162L55 163L54 160L52 161V160H49V158H48V161H50L51 163L53 162V164H51L50 166H52V167L54 166V168L51 167V171L54 169V172H55L59 169L57 173L60 174L62 172L64 178H66L70 181V183H69L70 188H67V191H64L63 189H61L58 193L52 187H49L47 192L43 191V189L45 187H47V185L49 183L45 181L44 175H35L33 177V180H35L34 181L35 183L29 184V185L33 184V186H31L32 190L30 189L31 193L26 197V199H24V201H23L24 203L21 201L24 204L23 206L11 205L10 203H7V201L9 199L7 201H5L8 197L7 198L4 197V199H5L4 200L0 196V264H264V197H263V199L260 197V196H264V181H263V183L257 184L256 186L252 183V181L250 182L251 183L250 186H252V188L250 187V189L252 190L253 188H255L253 191L256 192L255 193L256 195L255 194H253V195H255L256 197H254V199H252L253 197L251 196L252 198L249 197L251 200L248 199L247 203H249V201H250L249 204L253 205L251 207L247 206L246 210H245V213L248 214V212H246L248 210L251 213L250 220H248V221H242L239 218L236 219V217H232L233 214L231 215V218H230L231 220H230V219H228V214L223 213V211H220V210L210 211V210L204 209L202 211H197L193 207L192 210L187 209L184 212L183 211L180 213L177 212L176 216H173V218H171L170 220H168L167 223H165V224H167V226H163L162 224L161 225L156 224L155 226H157V229H159V231H155L154 229H152V225H153L154 221L152 219H149L147 216H145V215H147L146 212L152 211V210L154 211L152 204H155L156 199H154L152 197L148 198V195L150 194V193L148 194V191H149V188L152 186V184H146L141 189V191L139 189L140 192H137L134 194L131 193L128 196L121 194L120 192H122V191L119 192L115 189H112L111 187L108 186L109 185L108 179H111V177L114 178L116 176V174H122L123 173V172H116L115 173V171L118 169L117 165H119L118 163H120V160H115V159L109 160L107 158L105 159L106 152L103 150L98 151L97 155L99 156V158H100ZM172 154L177 155V153H172ZM172 154H169V155L175 158V156ZM61 155H60V157H58L59 159H61V157H62V159L59 161V163H62L63 161L65 162V160H69L67 155H64V154H61ZM70 155H69V157H70ZM76 155L78 156L79 153ZM165 155H168V154L165 153L163 156H165ZM1 156H2V154H0V160H1L0 162H2V161L10 162V160L13 161L12 159H14V158H11V159L8 158L9 160H7V157L6 156L3 157L4 156V154H3V156H2L4 158V160H3V158H1ZM27 156H25V157H27ZM58 156H59V154H58ZM73 156H75V153L73 154ZM73 156L70 158H73ZM77 156H75V157H77ZM208 156H210V155H208ZM216 156H217V154H216ZM22 157H23L22 159H24V156H22ZM63 157H64V160H63ZM79 157L80 156H78L77 158L79 160H81L82 157H84V156H81V159ZM115 157H116V155H115ZM217 157H220V156H217ZM5 158H6V160H5ZM65 158H67V159H65ZM78 159H76V158H75V160L70 159V161L74 160L73 161L74 163L71 164V162H70L69 165H73L75 168L76 167L78 168L79 164L77 166L75 165V163H77L79 161ZM239 159H241V158H239ZM44 160H43L44 164L45 163L49 164L47 162V159H46V162ZM175 160L177 163L176 158H175ZM216 160H217V158H215L214 161H216ZM84 161H87V160L86 159L81 160L82 163ZM209 161H210V159H209ZM81 162L79 161L78 163H81ZM41 163H42V161H41ZM41 163H39V165ZM66 163H67V161H66ZM63 164H65V163H63ZM9 165L10 164H6V167L7 166L10 167ZM82 165L84 166L85 164H82ZM30 166L31 165H29V167ZM55 166L57 169L55 168ZM83 166L81 168L84 171V169H86L85 168L86 166L85 167H83ZM87 166H88L87 169L91 168V166H89V165H87ZM181 166H182V164L181 165H179L178 163L176 164V167L178 168V169H176L177 174L182 172L181 169H183V170L185 169L184 166H182V168H181ZM246 166H248V165H246ZM249 166H250V164H249ZM42 167H44V166H42ZM124 167H126V166H124ZM130 167H132V166H130ZM36 168H37V170L41 171L40 168L39 169H38V167H36ZM44 168H46V167H44ZM75 168L70 169V170H73L75 172L76 171ZM81 168H79V170ZM126 168H129V166H127ZM157 168L158 167H156L154 165L147 167L145 173L151 174L154 171L158 170ZM7 169H9V170L5 171V172L8 173L9 171H11L10 168H7ZM31 169H33V168H31ZM46 169H47L46 171L48 173H50L48 170L49 168H46ZM249 169L251 170V168H249ZM252 169H253V167H252ZM23 170H24V168L21 169V171H22L21 173L26 172ZM28 171H29V169H28ZM46 171H44L45 174H47ZM135 171H136L137 175L142 174L141 168H139L138 166H135ZM12 172L15 175V172L11 171L9 176L6 178V177H3V176H5V175H3L5 173L2 171L3 176L0 175V192H2L3 185L6 184L7 179L12 177V176H13L12 182L15 183V181H16L19 183V184L16 183L17 186L16 185L15 186L18 187V185H21V181H19V180L17 181V178H15V176L12 175ZM246 172H249V171H246ZM32 173H34V172H31V174ZM40 173H42V172H40ZM108 173H112V174L115 173V175H106ZM250 173H252V170ZM25 174L27 176V173H25ZM28 174L31 175L30 173H28ZM10 175H12V176H10ZM23 175H20V177ZM47 176H49V175L47 174ZM61 176H58V177H61ZM262 177L261 178L264 180V175ZM21 178H24V176ZM54 178H57V177H54ZM87 179H88V181H87ZM119 179H120V177H118V180ZM24 180H26V179H24ZM48 180H49V178H48ZM62 181H64V180H62ZM25 182H27V180ZM52 182H54V181H52ZM63 183H65V182H63ZM62 185H64V184H62ZM6 187H7V185H6ZM16 187H14L15 191L18 190ZM8 189H12V187L11 188L8 187ZM8 189H4L2 193L4 194L5 193L4 191H7ZM231 190H232V188H231ZM12 191H13V189H12ZM12 191L9 190V192H12ZM23 191L24 190H22V193H23ZM17 192H16V194H17ZM7 193L8 192H6V194ZM22 193L20 191L21 195H22ZM152 194H154V193H152ZM14 195H15V192H14ZM18 195H16V196L18 197ZM23 195H24V193H23ZM170 195H172V194H170ZM7 196H9V193ZM19 197H20V195H19ZM241 198H242V196H241ZM241 198H238V199H241ZM238 199L236 201H238ZM175 200H176V198H175ZM216 201H217V198H216ZM242 201H244V199ZM239 202H237V205ZM240 203L244 204V203H246V201L240 202ZM206 204H208V203H206ZM190 205H191V203H188L185 206L189 207ZM231 205H232V203H231ZM234 207H235V205H234ZM248 207H250V208L247 209ZM240 214H242V212H240ZM247 214H246V217L244 216V218H247V216L250 215V214H248V215ZM158 218H162V217H158ZM158 218H156V220ZM139 221L143 222L142 227H136L135 226L136 223ZM156 232H162V233L157 235ZM141 237H143V238H141ZM150 237L152 239H151V242H149V245H150V243H151V245L148 247L147 242L150 239ZM144 239H147V240L144 241ZM144 249H146V250L144 251ZM212 255H214V257H212ZM215 259H218V260L215 261Z\"/></svg>",
    "mask_w": 264,
    "mask_h": 264
}]
</instances>
